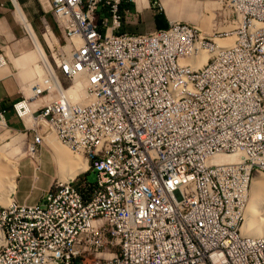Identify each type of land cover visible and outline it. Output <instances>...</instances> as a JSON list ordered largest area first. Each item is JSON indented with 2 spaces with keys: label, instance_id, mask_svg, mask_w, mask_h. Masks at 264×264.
<instances>
[{
  "label": "built area",
  "instance_id": "1",
  "mask_svg": "<svg viewBox=\"0 0 264 264\" xmlns=\"http://www.w3.org/2000/svg\"><path fill=\"white\" fill-rule=\"evenodd\" d=\"M123 1L132 0H38L49 77L59 87L34 83L12 110L24 135L32 133L33 152L44 144L39 130L52 126L70 151L84 149L86 173L96 179L76 178L67 192L56 180L36 204L0 206V263L264 264V243L242 242L238 225L247 174L264 167V29L253 34L260 43L240 41L216 70L208 63L185 77L181 41L194 39V57L212 47L222 54V45L200 40L184 22L118 33ZM217 1L211 33L221 23L244 32L245 23L264 17V0ZM162 61L178 72L179 90L194 84L191 101L171 104ZM197 75H206L208 89L197 87ZM77 79L81 102L65 94ZM50 93L53 100L40 101ZM0 123L11 130L3 110Z\"/></svg>",
  "mask_w": 264,
  "mask_h": 264
},
{
  "label": "crops",
  "instance_id": "2",
  "mask_svg": "<svg viewBox=\"0 0 264 264\" xmlns=\"http://www.w3.org/2000/svg\"><path fill=\"white\" fill-rule=\"evenodd\" d=\"M218 8L217 0L123 1L121 10L124 11V17L118 33L145 34L154 30L165 29L173 22L189 23L201 29L197 24L201 23L204 17L207 18L210 14L215 15V10ZM40 12L41 7L38 0H0V53L6 59L5 67L0 68V110L5 111L7 123L11 121V124L8 123V125L15 130H18L22 125L12 110V104L19 101L22 94L28 95L32 85L41 82L40 78H44L46 84L48 82L44 65L37 64L40 58L44 59L43 47L39 41V24L38 26L34 25V20ZM41 16L42 14L39 17ZM203 33L206 36L212 35V33ZM46 97H41L40 101L46 103L48 100ZM24 119L26 122L29 121L28 118ZM46 127L44 126L40 131L44 142L53 151V155L48 149L42 148L41 156L49 158L50 162L53 163L54 175L46 187L35 192L30 200H28L30 196L27 194L28 185H24L23 188L21 186V189L17 187L15 198L18 204L33 205L39 202L42 192L49 189L51 181L56 178L54 162L58 166L59 179L61 177L58 153L45 138V136L51 135ZM24 136L14 138V140H18L15 143L22 145L21 141ZM56 142L61 145V149H67L58 140ZM28 154H34L31 147L24 153L25 156ZM23 162H29V160ZM18 189H20L19 192Z\"/></svg>",
  "mask_w": 264,
  "mask_h": 264
},
{
  "label": "bare ground",
  "instance_id": "3",
  "mask_svg": "<svg viewBox=\"0 0 264 264\" xmlns=\"http://www.w3.org/2000/svg\"><path fill=\"white\" fill-rule=\"evenodd\" d=\"M218 6H220L219 2ZM215 18L216 16H214L212 20V30ZM197 28L198 27L193 26L192 24V31H198ZM227 28L228 26L221 23L219 26V33H215L214 38H203L200 35V40L208 42L209 45H222V54L221 47H212L199 54V56L194 57V39L181 41V49H184V53L186 52L184 55V61L188 62V68L185 69V77L195 76L197 72L203 68V65L208 63L209 70H216V62L224 61V55H234L239 48L240 41L253 40V43H260V36H253V34H259V29H264V17H257L256 19L245 23L244 32H242V27H235L233 24L229 26V28L232 29L225 30ZM49 41L54 42V37L51 36ZM208 54H211V56L213 55L212 58L211 56H208ZM43 56L44 59L42 60L40 58L38 64L44 65L46 69L44 71H47V87L49 86L51 89L57 90L59 87L58 81L55 78L49 77L48 58L46 53H44ZM5 65L0 68L5 67ZM160 80L164 83V87L166 88V97L171 98V104H185L188 101H191L192 94H194V84H185V88L179 90L178 72L174 71V66L171 65L170 61H162ZM197 87L199 89L209 88V81L206 80V75H197ZM65 94L73 101L83 100L85 95L84 82L81 79H77L71 87L65 90ZM53 97L54 95L51 93L47 95L46 99L48 100L46 102L52 100ZM55 133H62V125H55ZM45 138L58 153L59 174L62 178L58 180L61 182L59 184V192H67L68 183H74L78 175L86 173L88 167L87 161L85 157H81V155H84V149L74 148L72 152L81 155H79L80 157H78V155L72 156L68 149L67 151L66 149H61V145L56 142L55 139L51 138V136L47 135ZM16 140H13L12 142H15ZM0 158L3 159L2 156H0ZM221 159L222 157L219 162H222ZM8 161H0V194L4 199H7L10 194L15 192L16 178L19 175L17 160L15 162ZM252 176L253 173L247 174L248 183ZM2 204L3 206H7L6 202ZM238 225L240 226L242 234V242L264 243V169L261 174L254 179L252 188L250 190L248 188L246 191V200L238 213ZM48 258H52V261H62V254L56 253V251H48Z\"/></svg>",
  "mask_w": 264,
  "mask_h": 264
},
{
  "label": "rangeland",
  "instance_id": "4",
  "mask_svg": "<svg viewBox=\"0 0 264 264\" xmlns=\"http://www.w3.org/2000/svg\"><path fill=\"white\" fill-rule=\"evenodd\" d=\"M41 14L42 15L44 14L43 11H42V8H41V12L38 14V16L34 20V23H35L34 25L38 26V24H39L38 23V18H39V16ZM214 16H215L214 14H210L209 17H207V18L204 17L203 21L201 23L197 24L203 30V32H205L207 34L211 33L212 25H213V21L212 20H213ZM46 18H47V21L49 22V24L52 26V28L54 30L55 36L57 38L59 37V39L61 41V38H60V36L58 34L57 29L55 28V25H54V22H53V19H52V16L50 15V13L46 14ZM224 24L226 26H228V28L225 29V30H230V29L233 28V27L229 28V26H231L232 23H224ZM201 29L197 28V30L200 32V35L203 38L204 37H209V38H214L215 37V33H212L211 36H206L202 32ZM39 41L41 42L40 37H39ZM216 41H218V40H216ZM54 42H56L55 39H54ZM41 45H42L43 51L45 53L46 49L44 48L42 42H41ZM189 48H192V47H189ZM185 53H184V55H185ZM208 56H211V54H208ZM212 56H211V58H212ZM41 82H39L40 85H42L43 87H47L48 84L45 83L44 78H41ZM65 85L69 86L70 83L65 84ZM51 94H53V93H51ZM45 96H47V95L42 96V98L45 97ZM54 97H53V99H54ZM81 101L82 100H78L76 102H81ZM8 123L10 125L11 121H8ZM14 123H16L15 120H14ZM50 129L52 130L51 126H47L46 127V130H48L49 133L51 134L50 135L51 138L55 139L56 137L54 136L53 132ZM39 133L41 134L40 130H39ZM24 134H25V131H23L22 126L19 127L18 130H15L13 128H11V130H9L3 124H0V154H1L0 156H2V158H3V159L0 158V161L4 160V162H7L9 160L8 162H12V161L15 162L17 160L16 162L18 163L19 175L16 178V188L17 187L20 188L21 186H22L21 188H23L24 185L25 186L28 185V193L27 194H29L30 197L28 198V200H30L32 198V196H34L35 192H39L38 190H41V189L46 187L48 182L51 180V177L54 175V165H53L52 162H50L49 158L41 156V149L42 148L43 149H48L51 152L52 155H53V151L46 144V142H44V144L40 148H37L35 150V152H33L34 154L23 156L24 153L26 152V150L29 148L28 143L31 142L32 133L29 132L27 135H25L22 138L23 139L21 141L22 145H17V143L12 142V141L14 140V138L23 136ZM65 147L67 148V146H65ZM67 149H68V151H70L69 148H67ZM2 152H3V154H2ZM69 153H71L72 156H75V155L77 156L78 155V157H80L79 155H81V154H75L72 151H70ZM81 157H84V155L83 156L81 155ZM24 160H29V162H23ZM221 160H222V163L223 162H232V161H234V158H232V157H222ZM54 163H55V166H56V173H55L56 178H54V180L51 181L50 187L52 186V184L56 180H59L58 166H57L56 162H54ZM263 169L264 168H262V167L257 168V174L258 175L253 173V176H252L251 180L249 181V183H251L250 186H249V190L252 188L254 179L257 178L259 176V174H261ZM77 178H78L79 182L83 181L85 179L88 183H94L95 179H96V176H95V173L93 171H90V172H88L86 174L85 173L80 174ZM20 189H18V192H19ZM47 190H45V191H47ZM16 191L17 190L15 189V192L10 194L7 199H4V197L1 196V194H0V206H3L2 203H5V202L7 203V206L10 205L12 201L16 202V198H15ZM7 206H3V207H7ZM247 206H248V204H247Z\"/></svg>",
  "mask_w": 264,
  "mask_h": 264
}]
</instances>
